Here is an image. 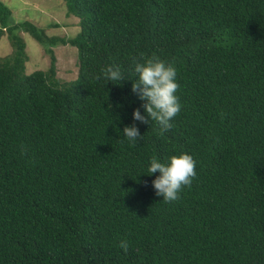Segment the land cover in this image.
Masks as SVG:
<instances>
[{"label": "trees", "instance_id": "1", "mask_svg": "<svg viewBox=\"0 0 264 264\" xmlns=\"http://www.w3.org/2000/svg\"><path fill=\"white\" fill-rule=\"evenodd\" d=\"M63 1L79 25L67 39L0 1V264H264V0ZM26 35L46 71L25 74ZM67 45L63 84L53 47ZM153 55L177 68L182 109L164 133L135 122L130 146L120 132L143 102L95 75ZM181 150L197 175L165 203L141 172Z\"/></svg>", "mask_w": 264, "mask_h": 264}, {"label": "clouds", "instance_id": "2", "mask_svg": "<svg viewBox=\"0 0 264 264\" xmlns=\"http://www.w3.org/2000/svg\"><path fill=\"white\" fill-rule=\"evenodd\" d=\"M126 74L130 78H126ZM95 78L102 81L103 86L109 82L119 86L122 81H131L130 91L143 102L141 108L132 109L133 123L123 126L120 132L130 146H135L143 137L135 122L148 124L149 127L155 122L160 133H164L173 126L175 117L181 112L182 104L177 95L180 87L177 68L172 62H166L158 56H131L128 69L119 63L108 62L100 67ZM121 106L117 104V107ZM141 173H158L151 181L154 195L165 203H172L180 198L184 188L193 183L197 175L196 160L192 154L183 150L164 157L153 155L146 165V172ZM118 247L127 252L129 241L120 240Z\"/></svg>", "mask_w": 264, "mask_h": 264}, {"label": "rangeland", "instance_id": "3", "mask_svg": "<svg viewBox=\"0 0 264 264\" xmlns=\"http://www.w3.org/2000/svg\"><path fill=\"white\" fill-rule=\"evenodd\" d=\"M10 6L14 22L29 21L44 29L47 36L72 38L79 32L78 19L67 15L63 0H0ZM25 36V35H24ZM25 74L36 70L46 71L49 58L43 48L26 35ZM56 78L63 84L77 76V51L70 46L53 47ZM12 47L5 36L0 40V57L9 56Z\"/></svg>", "mask_w": 264, "mask_h": 264}]
</instances>
